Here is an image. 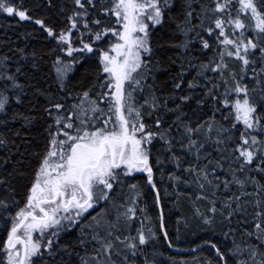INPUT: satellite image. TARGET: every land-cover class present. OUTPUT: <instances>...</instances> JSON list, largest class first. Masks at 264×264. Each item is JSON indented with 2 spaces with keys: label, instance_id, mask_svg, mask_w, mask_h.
<instances>
[{
  "label": "snow or ice",
  "instance_id": "obj_1",
  "mask_svg": "<svg viewBox=\"0 0 264 264\" xmlns=\"http://www.w3.org/2000/svg\"><path fill=\"white\" fill-rule=\"evenodd\" d=\"M213 2L214 7L202 5L204 15L198 14L199 23L196 25L191 24L193 10L190 0H182L180 4L185 20L182 22L183 27L178 25V31L186 37L194 28H204L207 34L214 35L218 44L222 46L214 50L213 57L200 65L197 75L203 76L209 68L213 72H219V78L224 81L223 98L221 99L220 94L213 93V89L220 87L219 84L214 83L213 87L207 90L205 98L197 100V104L215 102L217 105L222 104L230 109V115H234L232 127L235 128L237 122L244 126L239 142L232 149L234 159L240 162L238 170L244 172L247 167L251 172L252 169L249 166L255 165L258 172L264 173V147H261L264 145V136L253 134L264 131V109L253 98L252 92L255 88L250 90L247 85L241 84L234 72L232 78L236 82L233 87H229L224 73V70L228 68L225 56L235 57L242 62V71L245 73L249 65L258 64V68L252 70V78L257 84L262 83L260 75L264 74V0H237L238 8L235 15H232L230 10L231 0H213ZM74 4L77 10L67 18L70 23L67 30L61 28L57 34L56 28L46 24L43 19L36 18L35 23L40 25L49 37L57 41L58 46L68 56H72L74 51L88 53L98 51L97 75L102 77L100 81L102 91L97 93V97L105 102L106 107H101L97 99L90 95V90L77 93L78 102L73 100L70 106L67 105V100L73 96V93L67 91L65 81L76 61H65L57 55L53 62L55 82L60 91H67V95L56 99L47 87L41 88L38 84L34 87L35 93L45 98L47 107L44 111L53 118V123L48 125L45 146L33 153L35 165L31 169L30 179L24 185L23 201L15 198L12 201L0 199V208H3L8 219L11 220L6 230V238L0 241V254H2L0 264H68L63 257L69 246L59 243L58 238L61 233L82 221L84 214L99 201H107L111 198L110 190L113 189L114 182L119 180L121 172L127 175L137 170L143 171L147 173V181L151 187L157 189L153 179V166L150 163L151 149L146 145H151L154 139L159 137L169 148L171 147L168 130H152V126L144 120L143 105L136 102L134 94L137 89H142V81H146L149 76L155 79L153 73L161 67L159 62L155 66L152 62L154 47L151 29L163 23L166 13H171L176 8L177 0H100L99 4L96 0H74ZM90 8H98L100 13L105 14V20L108 22L100 18L90 21L88 19ZM225 9L229 11L225 13ZM209 12L212 15H208ZM0 13L19 17L20 20L33 19L28 10L22 4H16L15 0H0ZM221 13L225 14L221 15ZM91 14L95 15V13ZM244 17H247V20ZM205 20L211 22L206 28ZM80 24L91 34V40L85 42L81 38V47L76 49L72 45L71 37L73 30ZM229 28L231 32L228 31ZM248 30H251L254 35L246 36L245 33ZM197 38L203 49L212 47L210 41L199 33ZM105 40H107L105 47L94 49L95 42ZM188 44L189 42L185 40L178 42L175 46L186 49ZM32 55L34 56L35 53ZM216 57H219L218 61ZM9 59L8 56L3 57V61ZM188 59L189 67H193L192 58L188 57ZM31 66L39 67L35 60L32 61ZM8 68L9 65L4 63L7 74L3 77V86H0V113H4L5 116H8L7 105L11 99L18 103L22 102L21 93L25 88L16 75V73L23 74L22 66H17L15 73L8 72ZM186 71L187 69L181 63V70L174 78V93L182 89L183 73ZM205 79L210 78L205 76ZM198 83L199 81L194 77L188 81V88H194ZM261 98L264 99V96ZM178 99L182 102L181 104L168 108V99L161 101L153 93L151 103L149 104V101L145 99L143 104L149 105L153 111L157 112L160 106L169 113L178 112L179 115H175L174 120L183 124L181 118L184 113L181 108L183 102L191 99V94L179 95ZM148 115L151 116L152 113L149 112ZM18 117H22L25 123H31V119H34L15 112L10 118L15 120ZM163 125L164 120L158 115L154 120V126L159 129L163 128ZM199 127L200 125H197V129ZM208 127L211 131V125ZM184 128L189 135L187 147L191 150V147L196 145L191 134L197 129L186 124ZM221 131L227 132L228 129L221 128ZM231 138V136L227 137L229 140ZM224 142L222 139L217 140V144ZM6 145L7 141L0 139V146ZM181 146L185 147V145ZM26 155V152L21 153L20 158L14 163L11 157L3 158L4 165L13 163V169L9 172L6 167L4 168V172L0 174V187L15 193L16 188L12 181L17 175H25L21 166L25 164ZM197 159H199L198 150ZM257 160L260 162L257 163ZM216 163L219 167H223L219 161ZM176 164L177 167L180 166L179 157H176ZM197 171L204 179H207V172L203 169H197ZM232 176V181L224 180V188L227 189L230 183L235 182L240 186L241 191L240 195L228 197L225 208L231 210L227 212V217H231L236 211L243 212L244 223H251L254 229L245 227L243 235L246 238H254L255 242L250 239L241 246L233 240V247L228 251L240 253L242 250H247L248 259H252L253 264H255L254 258L258 255L261 257L259 264H264V182L254 175L248 176L245 180L239 179L235 172ZM246 183H251L252 192L243 191ZM241 197L251 199L242 200ZM232 200L236 201L234 209ZM156 202L158 204L160 202L158 191ZM12 204L16 205L14 213L10 211ZM249 206L252 207L251 212L248 211ZM211 211L216 212L215 204ZM129 212L135 215L134 209L129 208ZM160 219V227L164 229L163 214ZM93 220L95 221L96 218L94 217ZM205 221L212 222L210 217H205ZM147 231L151 233V237L146 234L141 225L137 230L138 242L137 238H124L131 256L135 257L137 253H142L143 249L139 246L146 245L150 238L157 237L155 231L151 229ZM83 234L87 235L86 232ZM111 235L109 232L108 236ZM224 235L227 236L228 233ZM164 236L168 237L167 231L164 232ZM92 239L104 241L99 251L108 253V264H120L119 260L112 258L111 250L114 248L112 242L105 241L99 233L94 234ZM115 239L120 240L121 237L116 236ZM83 242L80 241V243ZM206 243L215 249L217 257L223 261V264H228L225 252L220 247L212 241ZM124 261L125 264H135V261L130 260L126 254ZM81 264H88V262L82 258ZM144 264H150V262L145 260ZM237 264H248V260H238Z\"/></svg>",
  "mask_w": 264,
  "mask_h": 264
},
{
  "label": "trees",
  "instance_id": "obj_2",
  "mask_svg": "<svg viewBox=\"0 0 264 264\" xmlns=\"http://www.w3.org/2000/svg\"><path fill=\"white\" fill-rule=\"evenodd\" d=\"M100 0H96L99 4ZM182 0H177L176 8L171 13H166L165 19L161 25H156L151 29V40L154 47L152 62L155 66L157 62L161 67L154 71L146 81H142V89L135 91V99L138 104L143 105L142 112L146 123L152 126L153 131L168 130V138L171 140V147L156 137L151 145H146L151 149L150 163L153 166V179L157 189H153L147 181V173L137 170L125 175L120 174L118 181L114 182V187L110 190L111 198L102 203L104 215H98L89 212L84 215L82 221L77 222L72 228L66 229L61 233L60 244H67L63 259L68 264H81V259L87 260L88 264H108V253L99 251L104 241L94 240L92 236L99 233L105 241L113 243L111 250L112 258L119 260L120 264H125L124 255H128L135 264H144L148 260L150 264H223L207 241H212L222 251L228 260V264H237L238 260H248V264H253L252 259H248L247 250L240 253L229 252L233 247V240L243 246L250 239L243 235L244 228L251 230V223L245 224L244 213L236 211L231 217H227V212L231 209L225 208L228 197L240 195L241 188L232 182L227 189L224 188V180H233L232 173L235 172L239 179L245 180L248 176L254 175L257 179L264 182V173L255 169V165L249 166L252 171L245 168L244 172L239 171L240 162L234 159L232 149L239 142L241 131H244L242 123L237 122L235 128L232 127L234 115H230V109L222 104L215 102L198 105L197 100L205 98L207 90L213 87V84H219L220 87L213 89L214 94H220L221 99L224 93V81L220 79L219 72H213L209 68L203 76H198L197 71L200 65L207 62L215 55L214 50L222 47L218 44L216 37L209 36L204 28L196 27L185 37L178 31V25L183 27L185 20L184 12L180 9ZM192 4L193 17L191 24L199 23V16H203L202 5L214 7L213 0H190ZM16 4L28 10L33 19L20 20L19 17L9 16L0 13V86L4 84V63L9 65L8 72H16L17 66H22V73H16L17 79L25 85L21 93L22 102H16L11 99L8 108V116L0 113V139L7 141L6 146H0V174L6 167L9 172L13 169V163L20 158L21 153H27L24 157L25 164L23 168L25 175H17L12 181L16 188L15 193L0 187V199L12 201L15 198L18 201L24 199V185L30 179L31 169L35 165L34 152L41 150L45 144L48 134V125L53 123V118L49 117L44 111L47 107L45 98L35 93L34 87L38 84L41 88L47 87L56 99L67 95V91L73 93L68 98L67 105L70 106L73 100L78 102L77 93L84 90H90V95L97 99L101 107L105 104L99 100L97 93L102 91L100 87L101 76L97 75L98 51L88 53L87 51H74L72 56L61 50L57 41L49 37L40 25L35 23L36 18L43 19L46 24L56 28L57 34L61 28L67 30L70 27L68 17L73 11L77 10L74 0H15ZM238 8L237 0H231L232 15L236 14ZM90 21L100 18L105 20V14L100 13L98 8H90ZM229 9H225L227 13ZM91 13H95L92 15ZM225 13H221L224 15ZM199 14V16H198ZM212 15V13H208ZM243 15V14H242ZM247 20V17H244ZM105 22H108L105 20ZM211 22L204 21L206 28ZM214 27V25H213ZM218 31V30H217ZM231 32V29H228ZM83 33V37H81ZM204 36L212 45L209 49H203L197 34ZM245 35H254L248 30ZM72 45L74 48L81 47V38L88 42L91 40V34L82 24L73 30ZM235 38V37H233ZM187 40L188 48L175 46L178 42ZM107 40L95 42L94 49L105 47ZM23 51H20V50ZM32 53H35L33 56ZM59 55L65 61L75 60L72 70L66 78L67 91H60L55 82V71L53 62ZM258 55V53H257ZM8 56V61H3V57ZM83 57V58H81ZM191 65L189 67V59ZM219 57H216L218 61ZM225 62L228 68L224 70L228 79V86L233 87L236 80L232 78L235 73L236 79H240L241 84L247 85L249 89L255 88L252 92L264 109V74L260 75L262 83L257 84L252 78V70L258 68V64L248 66L247 72L242 71V62L235 57L225 56ZM35 60L38 68H33L32 61ZM181 63L187 69L183 73V87L173 92L174 78L181 70ZM205 76L210 79H205ZM195 77L199 83L194 88H188V81ZM243 77V79H241ZM159 100L168 99V108H173L175 104H181L179 95L191 94V99L183 102L181 111L183 124L174 120L175 115L179 113H169L163 106L159 111H153L149 105H144L145 99L151 103L152 95ZM171 94V95H170ZM63 102V101H61ZM217 108L219 110H217ZM23 113L31 119V123H25L22 117L11 119V114ZM152 115L149 116L148 113ZM164 120L163 128H156L154 120L157 116ZM214 117V119H212ZM197 129L191 134V138L196 141V145L189 150V135L185 132L184 125ZM171 125V128H169ZM211 125V131H209ZM221 128L228 129L222 132ZM53 131L55 128L53 127ZM18 133V135H17ZM264 136V131L253 133ZM231 136L229 140L227 137ZM222 139L225 142L217 144V140ZM14 142V143H13ZM181 145H185L182 147ZM202 146V147H201ZM261 147H264L262 145ZM18 149V150H17ZM197 150L199 159H197ZM11 157L13 163L4 165L3 158ZM176 157H179L180 166L177 167ZM159 160V162H157ZM220 162L223 167L217 165ZM260 161L257 160V163ZM191 166V167H190ZM197 169H203L207 172V179ZM215 169V171H213ZM179 177V179H175ZM203 184V187H201ZM135 186V187H133ZM159 192L160 202H156V192ZM243 191L252 192L251 183H246ZM241 199H251L250 197H241ZM232 208L236 206V201L232 200ZM215 204L216 212L211 209ZM129 208L135 210V215L129 212ZM16 205L12 204L10 211L15 212ZM115 210V211H114ZM249 212L252 207L249 206ZM94 214V215H93ZM161 214H163L165 228L161 229ZM97 215V216H96ZM92 216H96L94 221ZM102 216L104 220L101 221ZM205 217L211 218V223L205 221ZM229 220L231 221L229 223ZM250 220V218H249ZM98 222V226H97ZM67 222H65L66 224ZM11 220L7 213L0 208V241L6 238L7 228ZM102 224V225H101ZM91 225V227H89ZM105 225V226H104ZM143 225L146 234L151 237L148 229L157 233L156 238H150L146 245L142 247L143 252L137 253L135 257L131 256L126 247L125 237L137 238V230ZM83 228V232H82ZM235 229V231H232ZM167 231L168 237L165 238L164 232ZM86 232L87 235L83 233ZM111 236H108V233ZM224 233H228L227 236ZM120 236V240L115 237ZM84 241L80 243V241ZM2 255V254H0ZM255 264H259L261 257L254 258Z\"/></svg>",
  "mask_w": 264,
  "mask_h": 264
},
{
  "label": "rangeland",
  "instance_id": "obj_3",
  "mask_svg": "<svg viewBox=\"0 0 264 264\" xmlns=\"http://www.w3.org/2000/svg\"><path fill=\"white\" fill-rule=\"evenodd\" d=\"M103 202H105V201H99L97 204H95L94 206H93V208H91V209H89L88 211H90V212H92V213H94V214H96L95 212H98V215L101 213L102 215H104L103 213H104V209L105 208H101V206H102V203ZM115 211V210H114ZM93 214V215H94ZM97 216V215H96ZM96 216H92V217H96ZM104 216H102V219H101V221H103L104 219ZM102 225V224H101ZM105 226V225H104Z\"/></svg>",
  "mask_w": 264,
  "mask_h": 264
},
{
  "label": "flooded vegetation",
  "instance_id": "obj_4",
  "mask_svg": "<svg viewBox=\"0 0 264 264\" xmlns=\"http://www.w3.org/2000/svg\"><path fill=\"white\" fill-rule=\"evenodd\" d=\"M101 102H103V101H101ZM103 103L105 104V102H103ZM105 107H106V104H105ZM89 212H90V211H88V212H87V213H85V214H88ZM85 214H84V215H85Z\"/></svg>",
  "mask_w": 264,
  "mask_h": 264
}]
</instances>
